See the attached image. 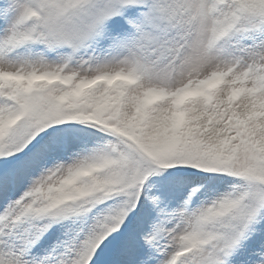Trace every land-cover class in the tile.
<instances>
[{"label": "snow or ice", "instance_id": "obj_1", "mask_svg": "<svg viewBox=\"0 0 264 264\" xmlns=\"http://www.w3.org/2000/svg\"><path fill=\"white\" fill-rule=\"evenodd\" d=\"M0 264H264V0H0Z\"/></svg>", "mask_w": 264, "mask_h": 264}]
</instances>
